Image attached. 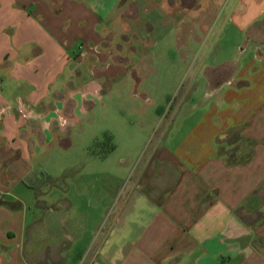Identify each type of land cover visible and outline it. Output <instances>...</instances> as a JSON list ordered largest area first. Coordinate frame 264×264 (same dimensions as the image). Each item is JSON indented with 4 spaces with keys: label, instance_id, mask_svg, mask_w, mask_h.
<instances>
[{
    "label": "crops",
    "instance_id": "0c3cea01",
    "mask_svg": "<svg viewBox=\"0 0 264 264\" xmlns=\"http://www.w3.org/2000/svg\"><path fill=\"white\" fill-rule=\"evenodd\" d=\"M217 4L208 25L197 0H180L179 18L161 10L184 54L226 14L252 55L186 67L179 106L158 110L141 149L121 159L132 167L115 176L117 205L87 202L97 220L75 264H264V0ZM138 17L135 0H0V264H66L58 246L80 244L40 157L113 83H138L132 57L153 43Z\"/></svg>",
    "mask_w": 264,
    "mask_h": 264
},
{
    "label": "rangeland",
    "instance_id": "374dc122",
    "mask_svg": "<svg viewBox=\"0 0 264 264\" xmlns=\"http://www.w3.org/2000/svg\"><path fill=\"white\" fill-rule=\"evenodd\" d=\"M135 1L139 9L137 31L140 39L146 41L150 37L153 42L149 46H137V54L132 57L130 66L137 72L138 83H132L131 75L113 83L95 108L80 116L63 140L40 157L45 171L44 183H58L56 188L62 192L58 193L60 205L67 204L70 213L66 229L77 235L76 242L80 243L73 245L66 240L58 246V253L66 259V264H75L80 253L87 249V226L91 228L97 220L87 214V202L94 199L93 204L99 207L107 203L115 205V199L110 200L111 195L121 190L120 178L115 176L130 172L132 167L130 161L123 165L121 159L134 158V153L141 149L150 128L158 124V110H168L169 100L175 108L179 106L188 87L186 67L195 69L201 63L216 65L229 60L243 63L254 51V46L247 42L246 33L238 32L233 20L224 14L214 25L211 35L203 38V44H194L184 54L175 37L178 28L161 10L170 7L179 18L180 0ZM197 2L204 9L203 22L208 25L213 13L220 8L217 3L222 0ZM145 92L153 103L139 96ZM191 106L189 102L183 107V113L175 119L176 126ZM139 125L145 132L136 139L132 129ZM103 195L107 197L104 203ZM97 215L99 217L100 212ZM80 216L86 224L85 230L78 227L76 219Z\"/></svg>",
    "mask_w": 264,
    "mask_h": 264
}]
</instances>
